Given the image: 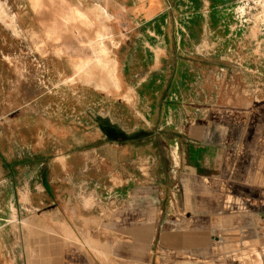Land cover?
I'll use <instances>...</instances> for the list:
<instances>
[{
    "label": "crops",
    "instance_id": "crops-1",
    "mask_svg": "<svg viewBox=\"0 0 264 264\" xmlns=\"http://www.w3.org/2000/svg\"><path fill=\"white\" fill-rule=\"evenodd\" d=\"M240 1L0 0V264L242 240L220 193L264 207V17Z\"/></svg>",
    "mask_w": 264,
    "mask_h": 264
},
{
    "label": "rangeland",
    "instance_id": "rangeland-1",
    "mask_svg": "<svg viewBox=\"0 0 264 264\" xmlns=\"http://www.w3.org/2000/svg\"><path fill=\"white\" fill-rule=\"evenodd\" d=\"M263 3V4H261ZM263 6V7H262ZM237 8H239V11L236 12ZM255 8L256 11H260L261 17L260 20L264 17V0H243L242 2L236 6L234 10V17L238 20L239 26L245 25L246 23H243L239 21L241 19L240 13L241 11L249 10ZM254 10L251 12L253 13ZM242 20V19H241ZM248 20V19H245ZM99 66L103 69H107L109 74L114 78L115 77V68L113 67V70H111V67H107L105 64H99ZM109 75H107L108 77ZM116 84V81H115ZM239 192H224L220 193L221 196V205L222 208L227 212H233L237 211L240 213H243L247 218L244 219V224L242 225V228L240 229L239 237L242 238V240L234 246L227 245V248L223 246L220 242V237H218L216 240L213 241V246L216 248V253L222 256L223 259H216L215 262L212 264H264V223H250V217L256 216L261 214V216H264V207H262L261 203L262 198L260 197L261 194L258 193H252V192H244V196L247 195V197L251 198L252 200H245L241 202L235 203L236 196L240 195ZM255 196V200L253 197ZM259 198H261V201H258ZM257 200V201H256ZM168 212H171L169 209ZM199 219H204V217H201ZM264 219V217H262ZM198 226V225H197ZM256 236H259L260 239V245L259 247L254 245V242H252L253 238H256ZM223 238V237H222ZM166 244H164L165 246ZM164 251L160 255V257L167 258L169 260L173 258H179L181 260L189 261L194 264H207V259L200 258L198 256L196 257H187V255H178L176 251H169L166 247H161ZM228 252V253H227ZM227 256V257H226ZM218 257V258H220ZM211 264V263H210Z\"/></svg>",
    "mask_w": 264,
    "mask_h": 264
},
{
    "label": "bare ground",
    "instance_id": "bare-ground-1",
    "mask_svg": "<svg viewBox=\"0 0 264 264\" xmlns=\"http://www.w3.org/2000/svg\"><path fill=\"white\" fill-rule=\"evenodd\" d=\"M261 4H263V3H261ZM262 7H263V6H262ZM90 44H92V43H90ZM90 46H91V45H90ZM103 49H104V48H103ZM91 50H92V49H91ZM98 51H99V50H98ZM103 52H104V51H103ZM96 54H97V53H96ZM102 57H103V56H102ZM95 58H96V56H95ZM97 58H98V57H97ZM92 60H94V59H92ZM88 61H89V60H88ZM83 62H84V61H83ZM96 62H97V61H96ZM97 63H98V62H97ZM98 64H99V63H98ZM100 64L103 65V64H105V63H102V62H101ZM106 66H107V67H110V65H109L108 63H106ZM84 67L86 68V66H84ZM85 68H84V69H85ZM87 68H88V67H87ZM111 70H113V67H111ZM83 71H84V70H83ZM85 71H86V69H85ZM76 219H77V218H76ZM77 220H78V219H77ZM79 221H80V220H79ZM78 223H79V222H78ZM78 225H79V224H78ZM80 226H81V225H80ZM96 228H97V227H96ZM103 230H104V229H103ZM105 232H107V231H105ZM119 240H120V239H119Z\"/></svg>",
    "mask_w": 264,
    "mask_h": 264
},
{
    "label": "built area",
    "instance_id": "built-area-1",
    "mask_svg": "<svg viewBox=\"0 0 264 264\" xmlns=\"http://www.w3.org/2000/svg\"><path fill=\"white\" fill-rule=\"evenodd\" d=\"M244 23H246V22L244 21ZM175 153L177 154V148L175 149Z\"/></svg>",
    "mask_w": 264,
    "mask_h": 264
}]
</instances>
